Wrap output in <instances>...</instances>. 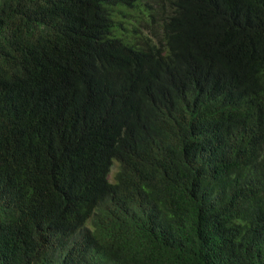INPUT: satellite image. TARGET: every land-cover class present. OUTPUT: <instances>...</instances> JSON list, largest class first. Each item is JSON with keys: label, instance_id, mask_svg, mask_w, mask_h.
I'll list each match as a JSON object with an SVG mask.
<instances>
[{"label": "trees", "instance_id": "obj_1", "mask_svg": "<svg viewBox=\"0 0 264 264\" xmlns=\"http://www.w3.org/2000/svg\"><path fill=\"white\" fill-rule=\"evenodd\" d=\"M0 264H264V0H0Z\"/></svg>", "mask_w": 264, "mask_h": 264}, {"label": "rangeland", "instance_id": "obj_2", "mask_svg": "<svg viewBox=\"0 0 264 264\" xmlns=\"http://www.w3.org/2000/svg\"><path fill=\"white\" fill-rule=\"evenodd\" d=\"M116 169H117V166H116V164H114L113 166H112V169H111V171H110V175H109V180H110V182H112L113 180V176H114V174H115V172H116Z\"/></svg>", "mask_w": 264, "mask_h": 264}]
</instances>
